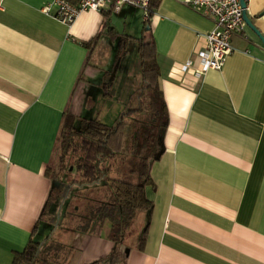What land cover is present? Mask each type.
<instances>
[{"label":"crops","instance_id":"crops-1","mask_svg":"<svg viewBox=\"0 0 264 264\" xmlns=\"http://www.w3.org/2000/svg\"><path fill=\"white\" fill-rule=\"evenodd\" d=\"M52 1L0 0V264H13L30 240L47 237L69 248L66 264H88L111 251L108 221L84 230L64 223L69 205L60 198L62 179L48 167L65 117L102 119L99 105L112 99L97 87L105 84L100 50L125 59L128 39L138 54L145 34L154 45L163 123L160 154L149 163L151 184L144 188L151 208L142 210L126 264H264L259 37L244 22L230 38L223 67L196 77L183 63L194 58L213 22L183 0H159L147 32L132 4L83 10L66 24L54 17V5L44 12ZM244 1L264 36V0ZM107 110L104 117L119 112Z\"/></svg>","mask_w":264,"mask_h":264},{"label":"trees","instance_id":"trees-1","mask_svg":"<svg viewBox=\"0 0 264 264\" xmlns=\"http://www.w3.org/2000/svg\"><path fill=\"white\" fill-rule=\"evenodd\" d=\"M158 2L159 0H147V18L143 20L145 27H149L150 18ZM138 55L144 81L138 94H144L145 90H151L153 93L150 99L149 118L142 115L147 109L142 103L121 112L110 125L97 117L67 115L59 133L58 157H63L70 149L74 154L73 166L78 177L71 181V184L92 185L106 177L113 194V198L99 203L90 210L87 223L97 225L108 221L110 229L107 237L112 241L113 247L107 255L88 264H126L124 237L127 228L137 212L151 208V201L146 198L144 188L151 184L149 163L156 160L160 154L159 131L163 123L164 105L157 100L159 94L154 82L157 72L154 45L146 34L138 38ZM104 87L107 85L104 84ZM135 115L136 118L133 120L128 119ZM72 118H77V125L72 123ZM131 152L134 154L135 166L130 167L128 172L135 181L108 177L113 164L126 159ZM53 178L61 180L59 177ZM84 227L80 225L82 230ZM143 234L144 232L140 237V247ZM68 253L67 246L51 237L44 241L30 240L24 250L15 255L13 264H66Z\"/></svg>","mask_w":264,"mask_h":264},{"label":"rangeland","instance_id":"rangeland-1","mask_svg":"<svg viewBox=\"0 0 264 264\" xmlns=\"http://www.w3.org/2000/svg\"><path fill=\"white\" fill-rule=\"evenodd\" d=\"M140 9L142 16L144 10ZM145 30L147 31L146 27ZM128 48L125 59L119 56L118 59L114 60L115 53L111 49L103 48L99 52L98 61L100 62V74L104 78V83L107 85L105 88L103 84L99 87L100 94L105 93V96H112V99L106 98L103 105H99L100 119L105 124H113V121L117 119L121 112L129 108H135L139 104H143L147 108L145 112L148 118L151 115V97L152 93L149 90H145L144 94L140 93L139 88L142 85L140 65L138 54L132 46L133 40L128 39ZM137 45V44H136ZM96 88V86H94ZM93 89V91L95 90ZM139 90V91H138ZM96 91V90H95ZM114 106L119 108V112L113 117H104L107 109H114ZM145 116V117H146ZM92 118V117H89ZM135 116L128 118L133 120ZM139 119V118H138ZM72 118V123L77 125V122ZM103 120H106L105 122ZM141 121V120H139ZM138 123V122H137ZM140 125V124H139ZM160 133V132H159ZM144 150H142L143 152ZM74 154L71 149L68 150L63 157H58V150L56 157L48 167V172L52 177H59L62 180L58 182V189L62 192L61 199L65 200V204L69 205L67 215L64 219V223L69 227L79 224L87 226L90 210L98 205L99 203L105 202L110 198H113L112 190L110 187L109 180L104 177L98 183L92 185L77 186L71 184V181L77 179V172L73 166ZM135 166L134 154H131L121 161L116 162L110 168L108 177H116L125 180L135 181L134 177H131L128 170L130 167ZM144 221L143 212L139 211L136 213L131 224L128 226L124 237V249L129 248L135 240L136 236L140 233V225ZM99 223V222H97ZM89 226V225H88Z\"/></svg>","mask_w":264,"mask_h":264},{"label":"built area","instance_id":"built-area-1","mask_svg":"<svg viewBox=\"0 0 264 264\" xmlns=\"http://www.w3.org/2000/svg\"><path fill=\"white\" fill-rule=\"evenodd\" d=\"M126 3L141 7L144 10L143 20L147 18V0H53L43 10L48 12L51 5H54V17L67 24L80 11H99L106 7L119 11ZM183 3L213 22V28L201 35L203 44L194 50V58L187 59L183 66L193 68L196 77L208 70H220L232 51L231 36L240 33L244 25L240 0H183Z\"/></svg>","mask_w":264,"mask_h":264},{"label":"water","instance_id":"water-1","mask_svg":"<svg viewBox=\"0 0 264 264\" xmlns=\"http://www.w3.org/2000/svg\"><path fill=\"white\" fill-rule=\"evenodd\" d=\"M240 4L242 7V16H243V21L245 22V24L259 37L260 41L262 44H264V36H261L259 34V32L253 27V25L250 23L247 15H246V5H245V1L244 0H240ZM148 29V27H146ZM125 253L128 254L129 252V248H125Z\"/></svg>","mask_w":264,"mask_h":264}]
</instances>
